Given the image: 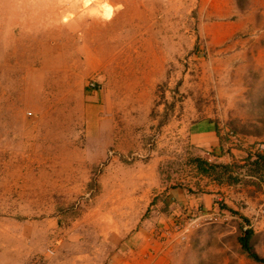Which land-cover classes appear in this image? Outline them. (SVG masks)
<instances>
[{
  "label": "rangeland",
  "instance_id": "374dc122",
  "mask_svg": "<svg viewBox=\"0 0 264 264\" xmlns=\"http://www.w3.org/2000/svg\"><path fill=\"white\" fill-rule=\"evenodd\" d=\"M206 118L264 147L263 0H0V219L59 213L66 225L87 190L46 198L85 174L87 198L119 216L130 189L116 181L150 157L163 185L209 191L183 130ZM233 169L239 185L221 199L233 212L184 221L151 264H263L237 237L249 229L264 259V193ZM27 187L40 205L24 203Z\"/></svg>",
  "mask_w": 264,
  "mask_h": 264
},
{
  "label": "crops",
  "instance_id": "0c3cea01",
  "mask_svg": "<svg viewBox=\"0 0 264 264\" xmlns=\"http://www.w3.org/2000/svg\"><path fill=\"white\" fill-rule=\"evenodd\" d=\"M183 130L190 154L210 163L230 166L231 172L235 170L234 163H240L243 178L258 184L264 193L262 145L236 144L223 122L211 118L189 121ZM95 163L87 159L85 173ZM190 166L197 177L211 186L209 191L163 185L156 172L158 158L133 163L131 172L135 180L129 184L116 181V185L130 189L118 210L119 216L108 214L103 205L95 202V196L87 198L90 193L87 174L77 183L68 179L65 194L57 190L62 195L46 198L48 202L52 200L51 204H67L77 193L87 190L85 202L67 215L66 225L58 226L59 213L48 218L0 219V264H151L152 255L164 248L168 236L179 232L181 223L219 214L224 212L223 208L232 209L223 205L225 201L221 199L233 197L239 180L226 181L225 174L216 179L213 174L198 173ZM145 176L148 180H142ZM33 189L25 190L24 203L40 205L34 201L39 196L32 194ZM88 232L94 237L90 240L81 237ZM84 240L86 250L73 247L74 241ZM47 248L51 253L46 252Z\"/></svg>",
  "mask_w": 264,
  "mask_h": 264
},
{
  "label": "trees",
  "instance_id": "16d2710c",
  "mask_svg": "<svg viewBox=\"0 0 264 264\" xmlns=\"http://www.w3.org/2000/svg\"><path fill=\"white\" fill-rule=\"evenodd\" d=\"M188 164L193 165L195 170L201 174H213L216 179H219L221 174H225V180L229 182H235L239 180L236 173H232L230 166L210 163L200 157L192 156L187 160ZM217 168V169H216ZM232 211L231 209H228ZM233 212V211H232ZM244 231L237 237L241 249L253 260L264 264V259L258 256L249 245V236L251 231L249 229H243Z\"/></svg>",
  "mask_w": 264,
  "mask_h": 264
},
{
  "label": "built area",
  "instance_id": "2783aa9c",
  "mask_svg": "<svg viewBox=\"0 0 264 264\" xmlns=\"http://www.w3.org/2000/svg\"><path fill=\"white\" fill-rule=\"evenodd\" d=\"M86 87L87 88H98V85H96V82L93 79H90L87 83H86ZM191 220H195V219H191ZM47 253H51V249L47 248L46 249Z\"/></svg>",
  "mask_w": 264,
  "mask_h": 264
}]
</instances>
